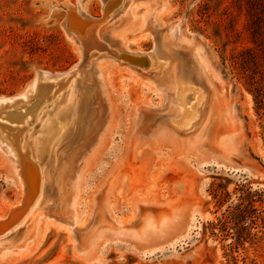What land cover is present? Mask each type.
<instances>
[{
  "label": "rangeland",
  "instance_id": "obj_1",
  "mask_svg": "<svg viewBox=\"0 0 264 264\" xmlns=\"http://www.w3.org/2000/svg\"><path fill=\"white\" fill-rule=\"evenodd\" d=\"M114 4L0 0V104L29 96L0 108V217L21 199L18 168L37 160L48 113L77 116L52 145L41 196L0 234V264H264V58L245 70L231 59L253 45L247 0ZM168 28L185 63L193 49L205 63L183 67L209 112L157 134L176 113L170 86L159 63L126 55ZM58 78L67 86L29 114Z\"/></svg>",
  "mask_w": 264,
  "mask_h": 264
},
{
  "label": "bare ground",
  "instance_id": "obj_2",
  "mask_svg": "<svg viewBox=\"0 0 264 264\" xmlns=\"http://www.w3.org/2000/svg\"><path fill=\"white\" fill-rule=\"evenodd\" d=\"M126 2H127V0H117V4L112 5V7H114V9H112V11H110V13L114 12L115 10L118 11L120 7H122L126 4ZM74 13H76V12H74ZM74 13L72 12L71 18L72 17L79 18V19L87 18L86 16H84L80 12H77L78 16L75 15ZM87 20H89V19H87ZM86 26H88V25H86ZM77 34L78 33H76V36H77ZM96 34L98 37V34H99L98 29L96 30ZM89 36L90 35H88V37ZM94 37H92V38H94ZM188 41H190V39ZM101 47H99V48H101ZM107 48H108V46H107ZM90 49H88L87 51H89ZM109 52H111V51H109ZM132 54H130V55H132ZM120 55H121V53H120ZM144 55L141 58H133V59H131V61H135V62L139 61V64L147 66V67L155 66V63H159L156 66L157 68H156L155 75L165 79L166 82L168 83V86H170V89L172 92V98H173L172 99L173 105H174L173 107L176 108V111H175L176 113H174L173 115L170 114L171 116H168V117L166 116V118H162L158 122L157 126L155 127L154 133L163 134V133H166L167 131H170V132L172 131V134H174V132L176 133V132H179L183 129H188L195 124H198V126H199L201 122L203 124H205L207 122L209 111L207 109L206 113L205 114L203 113L204 117H202L203 115L201 116V113H202L201 105L203 104L204 98H205L204 90H202L200 85L195 84V82L192 79L191 71H190V69L197 70V69L203 68L205 65V63H203L202 58L200 57L197 49H193V51L191 52L190 62H192V64L190 63L191 65H189L188 63H185L184 58H182V56L176 51L174 38H173V31L171 28H168V29H163V30L158 32L157 41H156L154 48L152 50H150L149 52H146ZM132 56H140V54L139 55L136 54V55H132ZM184 65L190 66V69L188 67H183ZM64 77H67V76H64ZM39 83L40 82H38V84ZM67 84L68 83L64 82V81L60 82L59 78L52 81L49 84V86L47 87V90H45L46 92L41 96V99L39 98L40 101L31 109L29 114L30 113L31 114L36 113L38 108L44 102L52 99L53 95H55V93L57 91H59L60 89L65 88L67 86ZM39 91H40V89H39ZM36 95H37V93H36ZM23 97L24 96H22V98H20L17 101L16 100H10L8 102L1 103L0 108H5V109L10 108L14 104H16V106H22V105L25 106L26 105L25 101H27L29 99V96H26L24 99H23ZM180 98L184 102L183 106L178 105L177 101L180 100ZM31 102H32V99H31ZM13 110H15V108ZM8 111L9 110H7L6 113ZM25 112H26V110H25ZM49 112H51V111H49ZM75 112L74 111L69 112L68 114H65V115L59 113L58 111L48 113L50 115H47L49 117L46 118V121L44 124V129H43L45 131L44 136L41 137L42 138L41 141L40 142L38 141L36 143L35 148H34L35 149L34 155L37 157V160L29 162L28 164L25 165V167H24L23 163H21L19 165V168H18L19 174L18 175L21 178L20 182H22L21 183V186H22L21 199L16 205L11 207L3 217H0V232L8 229V227L13 224L12 222H9L8 219L10 220V219L18 216L17 220H19L23 216V214L25 213V211L27 210V208L29 207L31 202L33 201V198L35 197V200L37 201L38 198L41 196L40 194L42 193V190L44 188V182H45V179L47 177L46 166H47V164H49L51 162V160L56 158L55 157L56 156L55 148L53 149L54 146L52 147V145L54 143L58 142L61 138H65V137H63V135H65L66 129H67L70 121L77 119ZM26 114H28V113H26ZM26 114H24V113L21 114L20 119L22 120ZM4 115H6V114H4ZM202 126H205V125H202ZM4 130H5V128H4ZM22 147L23 146L21 145V148ZM42 155L44 157H43V160H41V162H42V167H41V165L38 164L37 161L40 160ZM177 156L181 157V154L179 153V154H177ZM25 169L27 170V174L25 172ZM27 198H29V199L27 200V205L25 206L26 208L24 209V206H23L24 201ZM21 204H23V205L21 206Z\"/></svg>",
  "mask_w": 264,
  "mask_h": 264
},
{
  "label": "trees",
  "instance_id": "obj_3",
  "mask_svg": "<svg viewBox=\"0 0 264 264\" xmlns=\"http://www.w3.org/2000/svg\"><path fill=\"white\" fill-rule=\"evenodd\" d=\"M247 2L249 4L247 16H251L249 17V35L253 45L244 47L243 49L238 51V54L236 56H231L232 63L238 64L241 67L240 69L243 70L250 69V66H252L254 69H258L256 51H258V53H261L262 58H264V34L262 33L264 29L262 28V26L264 27V7L263 5L257 6L256 4L258 2L256 3V0H247ZM222 60L223 62H225L224 57L222 58ZM255 71H252V73H255ZM258 90L259 89H256L257 93L254 94L255 98L256 96L258 97L260 95Z\"/></svg>",
  "mask_w": 264,
  "mask_h": 264
},
{
  "label": "water",
  "instance_id": "obj_4",
  "mask_svg": "<svg viewBox=\"0 0 264 264\" xmlns=\"http://www.w3.org/2000/svg\"><path fill=\"white\" fill-rule=\"evenodd\" d=\"M141 57H143V55H140V56H132V55H130V54H127V56H126V58H128L129 60H131V59H133V58H141ZM28 199H29V198H27V199L24 201V205L21 204V206H22V205L24 206V209L26 208L25 206L27 205V200H28ZM17 218H18V216H17V217H14V218H12V219H10V220L8 219L9 222H12V223H13L11 226L8 227V229H9L10 227H12L16 222L19 221V220H17ZM8 229H6V230L0 232V234L4 233V232L7 231Z\"/></svg>",
  "mask_w": 264,
  "mask_h": 264
},
{
  "label": "crops",
  "instance_id": "obj_5",
  "mask_svg": "<svg viewBox=\"0 0 264 264\" xmlns=\"http://www.w3.org/2000/svg\"><path fill=\"white\" fill-rule=\"evenodd\" d=\"M144 1H147V0H139V3H140V2H144ZM142 4H143V3H142Z\"/></svg>",
  "mask_w": 264,
  "mask_h": 264
}]
</instances>
